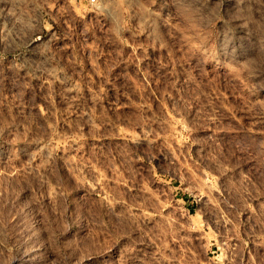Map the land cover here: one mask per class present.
Listing matches in <instances>:
<instances>
[{
    "label": "rangeland",
    "instance_id": "1",
    "mask_svg": "<svg viewBox=\"0 0 264 264\" xmlns=\"http://www.w3.org/2000/svg\"><path fill=\"white\" fill-rule=\"evenodd\" d=\"M0 264H264V0H0Z\"/></svg>",
    "mask_w": 264,
    "mask_h": 264
},
{
    "label": "built area",
    "instance_id": "2",
    "mask_svg": "<svg viewBox=\"0 0 264 264\" xmlns=\"http://www.w3.org/2000/svg\"><path fill=\"white\" fill-rule=\"evenodd\" d=\"M92 1H94V0H92Z\"/></svg>",
    "mask_w": 264,
    "mask_h": 264
}]
</instances>
